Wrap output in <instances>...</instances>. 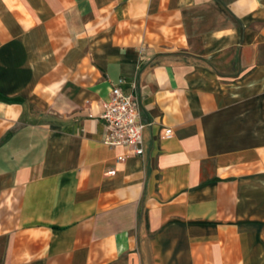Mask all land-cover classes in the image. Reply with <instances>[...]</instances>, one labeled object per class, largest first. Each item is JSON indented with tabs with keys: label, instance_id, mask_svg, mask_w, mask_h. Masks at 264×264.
I'll return each instance as SVG.
<instances>
[{
	"label": "crops",
	"instance_id": "1",
	"mask_svg": "<svg viewBox=\"0 0 264 264\" xmlns=\"http://www.w3.org/2000/svg\"><path fill=\"white\" fill-rule=\"evenodd\" d=\"M0 264H264V0H0Z\"/></svg>",
	"mask_w": 264,
	"mask_h": 264
},
{
	"label": "built area",
	"instance_id": "2",
	"mask_svg": "<svg viewBox=\"0 0 264 264\" xmlns=\"http://www.w3.org/2000/svg\"><path fill=\"white\" fill-rule=\"evenodd\" d=\"M110 100L104 105L101 119L105 123L107 137L104 144L111 149L122 147L128 155L143 157L144 128L139 113V105L134 94H126L121 87H113ZM170 137L173 132L166 131Z\"/></svg>",
	"mask_w": 264,
	"mask_h": 264
}]
</instances>
